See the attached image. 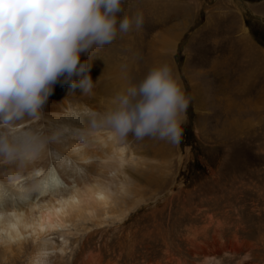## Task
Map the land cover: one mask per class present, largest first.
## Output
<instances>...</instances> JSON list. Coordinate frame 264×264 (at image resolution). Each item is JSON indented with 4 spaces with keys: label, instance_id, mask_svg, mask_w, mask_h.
Returning a JSON list of instances; mask_svg holds the SVG:
<instances>
[{
    "label": "rangeland",
    "instance_id": "374dc122",
    "mask_svg": "<svg viewBox=\"0 0 264 264\" xmlns=\"http://www.w3.org/2000/svg\"><path fill=\"white\" fill-rule=\"evenodd\" d=\"M124 10L141 11L143 27L92 57L90 94L55 84L36 124L49 130L72 116L86 127L85 109L106 108L162 62L192 97L187 123L175 145L123 142L134 155L123 167L129 193L51 235L70 249L48 264H264V0H126ZM222 239L242 252L220 256L203 244ZM34 244L0 245V264H33Z\"/></svg>",
    "mask_w": 264,
    "mask_h": 264
},
{
    "label": "clouds",
    "instance_id": "9594fccd",
    "mask_svg": "<svg viewBox=\"0 0 264 264\" xmlns=\"http://www.w3.org/2000/svg\"><path fill=\"white\" fill-rule=\"evenodd\" d=\"M126 0H0V164L19 171L48 153L63 129L26 127L40 120L58 82L90 94V60L118 36L143 27L141 11L125 13ZM123 17L121 18V14ZM89 54L88 61H81ZM192 97L174 65L162 62L115 93L102 109H85L81 139L97 131L117 141L130 136L178 144ZM20 122V123H18Z\"/></svg>",
    "mask_w": 264,
    "mask_h": 264
},
{
    "label": "bare ground",
    "instance_id": "6f19581e",
    "mask_svg": "<svg viewBox=\"0 0 264 264\" xmlns=\"http://www.w3.org/2000/svg\"><path fill=\"white\" fill-rule=\"evenodd\" d=\"M36 122L27 117L23 121L26 127L40 128ZM84 127L72 116L60 117L49 130L63 132L49 143L48 153L19 171L15 163L0 164V245L11 250L14 244L20 245L31 237L36 241L33 264H48L58 258L57 254L62 257L68 252V240L56 244L50 238L59 229L73 220L94 217L99 209H106L120 195L129 193L130 177L123 171L129 161L128 145L109 132H95L81 139L77 130ZM90 173L96 174L93 183L84 180ZM63 177L69 188L61 186ZM13 197L16 203L10 200Z\"/></svg>",
    "mask_w": 264,
    "mask_h": 264
},
{
    "label": "water",
    "instance_id": "95a60500",
    "mask_svg": "<svg viewBox=\"0 0 264 264\" xmlns=\"http://www.w3.org/2000/svg\"><path fill=\"white\" fill-rule=\"evenodd\" d=\"M208 248H217V254L220 256L226 255L229 252L234 254H239L242 252L244 245L242 247H238L236 243H233L231 240L224 241L223 239L220 241L213 240L212 242H204ZM199 245V244H198ZM202 245L196 246V249L203 250Z\"/></svg>",
    "mask_w": 264,
    "mask_h": 264
}]
</instances>
